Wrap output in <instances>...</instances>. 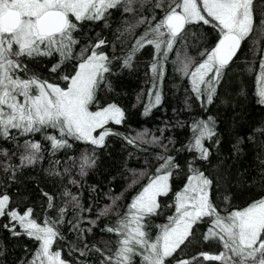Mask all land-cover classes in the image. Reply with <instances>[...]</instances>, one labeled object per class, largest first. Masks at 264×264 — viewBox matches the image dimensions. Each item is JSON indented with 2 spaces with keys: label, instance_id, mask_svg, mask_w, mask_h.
Instances as JSON below:
<instances>
[{
  "label": "snow or ice",
  "instance_id": "1",
  "mask_svg": "<svg viewBox=\"0 0 264 264\" xmlns=\"http://www.w3.org/2000/svg\"><path fill=\"white\" fill-rule=\"evenodd\" d=\"M117 11L135 18L134 23L125 22L121 36L146 26L123 57L105 51L109 42L99 33L85 41L77 35L89 23L109 27ZM205 28L215 31L217 38L202 45L197 59L189 54L186 41L190 36L204 40L200 30ZM261 37L264 0H0V175L6 177L5 189L46 158L49 167L44 172L54 183L82 187L110 137L146 155L144 169H130L129 187L140 179L146 183L123 205L121 195L109 194L94 216L85 215L93 212V205L85 207L80 195L68 187L61 192L62 205L55 203L53 194L40 190L42 206L55 211V218L46 216L42 222L33 207L21 209L6 190L0 191V220L7 219L0 228L37 243L23 264H264V194L247 206L232 207L237 193L225 170L213 174L206 167L212 163L213 149L220 147L218 121L213 115L196 118L192 103L205 112L218 101L226 103L220 90L238 52L246 41ZM146 46L153 48V54L147 99L143 93L136 97L137 104L143 103L141 115L149 117L164 105L170 55L186 81L187 96L183 107L174 110L175 117L165 119L156 133L142 129L127 135L112 127L125 125V109L116 102L102 104L98 92L115 91L110 79L114 60L133 70L137 53ZM36 62L43 67L35 69ZM258 69L257 102L264 106V51ZM181 111L192 117L190 123L180 118ZM184 127L189 128V139L176 148L175 137L165 133ZM257 131L264 133V128ZM74 142L89 146L78 159L69 155ZM243 142L238 138L233 144L236 154ZM146 145L158 150L154 169ZM61 152L66 158L62 168ZM180 153L185 154L183 164ZM177 176H183L179 189L174 185ZM90 190L97 188L93 185ZM69 206L74 211L66 219ZM164 208L172 212L166 223L155 225L158 231L153 235L154 219ZM105 217L112 219L101 225ZM62 226L75 232L80 245L70 251L79 260L65 258ZM96 230L115 239L105 240L104 248L92 244L87 238ZM194 244L216 250L201 247L189 253ZM94 254L97 260L92 259Z\"/></svg>",
  "mask_w": 264,
  "mask_h": 264
},
{
  "label": "trees",
  "instance_id": "2",
  "mask_svg": "<svg viewBox=\"0 0 264 264\" xmlns=\"http://www.w3.org/2000/svg\"><path fill=\"white\" fill-rule=\"evenodd\" d=\"M134 23L135 18L132 16H122L120 12H114L108 23L109 27H103L102 24L92 25L89 23L77 35L82 41L89 37H94L99 33L106 38L109 46L104 50L109 54L123 57L130 46L134 43L144 31L145 25H138L132 34L120 35V32L125 26V22ZM205 34L204 40H198L189 37L186 41L188 52L191 56L199 59L198 51L202 50V45L215 42L217 33L212 29L205 28L200 30ZM87 34V35H85ZM185 43V42H180ZM264 51V37L254 38L246 41L242 46L238 56L234 60L230 70L225 78L226 82L221 87V99L226 103H215L207 112L199 108L193 101V111L197 114L196 118L207 115H213L218 121V131L220 135L219 150L213 149L214 155L210 166L206 165L208 171L215 174L221 168L225 170L226 178L231 181L233 190L237 193L233 208L247 206L254 198H260L264 194V133L257 129L264 128V106L257 102V76L259 75L258 63L260 53ZM153 48L151 46L144 47L134 61L133 70H125L119 66L120 61H113L114 74L110 77L113 81L115 91L108 92L102 90L98 92L100 102H116L119 106L125 109L127 119L125 125L112 127L127 135H134L138 130L148 129L156 133L158 127H163V121L168 118H174L176 112L174 110L181 109L187 93L184 91L186 81L181 78L172 63L174 56L170 55V60L167 65V76L164 81V105L162 108H157L149 117L141 115L143 103L137 104L136 97L143 93L144 100L147 99V90L150 87L148 83L150 77V64L152 61ZM43 66L36 62L35 69H41ZM44 75L48 73L44 70ZM63 84L62 81H58ZM95 110V106L93 109ZM180 118L190 123L192 117L181 111ZM165 135L175 137V147L179 148L187 143L190 132L188 127L173 128ZM238 138H243L244 142L240 145L241 151L236 154L233 151V144ZM36 139H40L39 136ZM148 148V155L152 159L153 169L156 165L154 159L155 150L151 146ZM171 147V146H170ZM89 146L74 142L73 149L69 150V155L73 158L79 157L80 153L87 151ZM133 152L132 156L128 153ZM172 154H176L173 150ZM61 159L62 168L66 163L65 153L58 154ZM99 161L96 169L91 170L89 175L82 181V187H74L67 184V181L53 182L52 179L45 175L44 169L49 167V159L42 161L35 169H27L18 183H10L5 189L3 181L5 176L0 175V191L6 190L18 204L21 209L25 206L34 208V215L42 222L44 217L55 218V211H47L44 205L45 199L41 195V189L55 196V203L62 205L61 192L64 187H68L73 193L79 194L81 202L87 207L93 205V212L85 215H95L97 209L102 207L108 201L106 196L121 195L123 198L119 201L121 205L126 204L128 199L139 190L140 186L146 183V179H140L134 187H129L130 181L133 179L130 169H135L137 172L144 169L146 165L144 161L146 155L137 153L131 146L125 144L120 138L110 137L108 147L99 150ZM184 153L178 155L181 164L184 162ZM54 159V158H53ZM152 169H150L151 171ZM75 172L76 170L73 169ZM77 180L80 178L77 176ZM183 184V176H177L174 182L175 188L179 189ZM96 186L97 191L92 192L91 186ZM165 202H170V198H163ZM73 209L69 206L66 219H70L73 214ZM172 212L171 209L164 208L159 217L154 219L152 228L153 235L158 231L155 228L156 224L166 223L167 216ZM111 217L101 218L99 223L103 225ZM7 219L0 220V224L6 223ZM62 231H65L66 239L61 243L63 254L69 261L79 260L76 253L70 251L71 248L80 245L76 239L75 232H69L64 226ZM199 235V234H198ZM88 241L96 244L101 248L105 247V240H114L115 238L106 233H100L98 230L94 234L88 236ZM0 245L3 246V255L0 256V264H23L32 254V250L37 247L34 240L26 236L13 237L3 228H0ZM114 247V245H109ZM214 252L216 246L209 247L207 245H191L188 252L199 251L200 248ZM27 249V251H26ZM93 260H97L98 256L93 255ZM91 264V261H89ZM207 264V262H205Z\"/></svg>",
  "mask_w": 264,
  "mask_h": 264
},
{
  "label": "water",
  "instance_id": "3",
  "mask_svg": "<svg viewBox=\"0 0 264 264\" xmlns=\"http://www.w3.org/2000/svg\"><path fill=\"white\" fill-rule=\"evenodd\" d=\"M240 52V51H239ZM239 52H238V54H239ZM238 54H237V56H238ZM236 59V58H235Z\"/></svg>",
  "mask_w": 264,
  "mask_h": 264
},
{
  "label": "rangeland",
  "instance_id": "4",
  "mask_svg": "<svg viewBox=\"0 0 264 264\" xmlns=\"http://www.w3.org/2000/svg\"><path fill=\"white\" fill-rule=\"evenodd\" d=\"M257 39V38H256Z\"/></svg>",
  "mask_w": 264,
  "mask_h": 264
}]
</instances>
